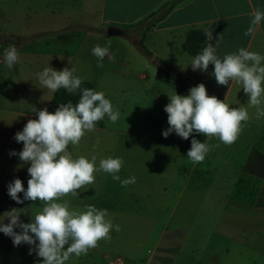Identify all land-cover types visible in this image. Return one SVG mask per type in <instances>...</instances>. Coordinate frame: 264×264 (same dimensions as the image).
<instances>
[{
    "label": "crops",
    "instance_id": "obj_1",
    "mask_svg": "<svg viewBox=\"0 0 264 264\" xmlns=\"http://www.w3.org/2000/svg\"><path fill=\"white\" fill-rule=\"evenodd\" d=\"M20 1L9 0V6L5 9L12 15L16 7L23 12L27 10L40 15L39 22L44 28L52 33L66 32L73 40L69 44L75 43L72 51H69L62 47L60 40L47 37L40 46L36 44L31 49L18 51L20 62L14 68L9 69L4 64L1 66L0 168L4 167L5 172L19 177L25 188L29 178L28 165L23 164L18 156L9 155L10 151L19 152L23 147V142L15 141L14 134L22 130L29 119L36 118L34 108H47L54 95L47 89L43 97L45 105H42L39 97L29 91L27 80L35 76V65H40V70L48 65L57 70L75 67V74L82 77L83 81H89L92 47L108 43L110 36L120 34L119 30H129L130 38H124L121 46L132 58L138 57L139 51L142 53L140 43L135 46L133 42L142 40L154 56L177 67L191 87L203 83L208 95L225 100L230 107H248L247 96L240 85L234 81L230 85L216 83L211 74L214 65L209 64L207 72L192 70L188 64L193 56L186 51L184 42L190 29L200 28L212 31L215 41L219 36L217 55L221 58L240 47L264 54V21L256 27L253 35H244L252 13L257 8L264 10V0H29L25 6H20ZM165 5V10L170 8L168 13L148 31H144L145 25L137 27L154 12L163 10ZM111 28L117 29V33L108 34ZM134 37L136 39L132 40ZM6 48L8 47L4 50ZM110 54L113 59L118 54L117 48L111 43ZM147 59L155 65L148 57ZM127 61L125 59L122 64L129 67ZM103 62L104 66L109 63L107 56ZM143 72L144 70L138 75L141 79L148 80V90L144 93L148 104H145L146 110L151 114L163 115L162 118L154 116L153 123L148 125L143 124L140 119L137 128V140L142 146H157L155 157L138 165L152 167V178L161 182L154 189L142 188L143 192L152 191L154 196L149 197L147 204L137 207L139 210H153L147 217L137 212L139 224L162 226H159L155 238L148 234L141 237L145 244L152 241L147 247L148 255L144 256L149 258L145 264H176L187 236L192 232L194 211L202 203L194 201V193L206 192L209 186V168L214 166L220 179L225 176V182L230 172H235L239 178L233 184L235 192L232 200L227 203L230 206L221 214L223 218L218 227L220 235L229 236L247 248L255 245L258 240L264 242V118L256 119L255 109L248 108L250 119L243 123L236 141L226 145L216 138L207 139V143L218 144L219 147L211 150L202 163L193 165L187 158L192 135L186 140L175 133L169 134L167 138L162 135V130L168 127L164 105L169 102L167 94H171L174 89L164 86L157 79L156 65L147 78L142 77ZM18 81L22 82L23 88ZM176 93L179 94L177 91ZM8 95L12 99H8ZM193 135L201 142L206 139L205 136L201 139L195 133ZM160 146L164 147L161 149ZM181 158L187 159V163L185 161L184 165H179L178 160ZM203 179L206 184L204 186ZM61 200H67L72 208H81L79 203L73 204L65 197ZM93 250L98 251V254L102 253L100 246Z\"/></svg>",
    "mask_w": 264,
    "mask_h": 264
},
{
    "label": "clouds",
    "instance_id": "obj_2",
    "mask_svg": "<svg viewBox=\"0 0 264 264\" xmlns=\"http://www.w3.org/2000/svg\"><path fill=\"white\" fill-rule=\"evenodd\" d=\"M262 21L264 10L257 8L244 35H253ZM205 36L206 46L188 65L193 71L203 72H207L209 64L214 65L211 74L216 83L236 82L247 96L248 107H230L225 100L208 95L203 83L190 87L186 95L177 94L175 90L167 94L169 102L164 105V111L168 127L162 130V135L167 138L175 133L185 140L192 135L187 158L193 165L202 163L211 150L219 147L207 143V139L216 138L226 145L236 141L243 123L250 119L248 108L255 109L256 119L264 118V54L240 47L221 58L217 55L219 36L214 44L210 43L212 31H206ZM91 53L97 58L98 67H103L106 56L109 61L113 59L110 44H96ZM19 62L18 48L11 44L4 50L0 63L12 69ZM76 71L75 67L57 70L48 65L34 74L41 88L52 93L61 88L73 95L79 92V99L75 104L71 101L61 103L53 112L46 107L34 108L36 118L29 119L22 130L14 134L17 143L23 142L22 149L9 153L28 165L29 178L26 188L19 177L14 178L7 184V194L17 204L39 200L42 206L29 215L28 222L20 218L25 213L21 211L23 208L4 211L0 214V232L10 237L14 246L29 245V254L34 252L42 258L39 264H66L70 257L87 255L98 241L110 239L111 231L121 230L119 224L113 223L107 209L93 204L85 205L83 210L72 208L67 200H61L62 197L77 196V190L92 185L96 172L111 175L123 188L135 184L137 179L134 175L121 179V157L101 158L97 166L95 154L74 156L69 150V146L78 145L87 132L95 131L96 122L107 117L109 122L115 123L120 118V110L103 91L81 87L83 78L76 75ZM194 133L206 139L201 142ZM18 193H22V197Z\"/></svg>",
    "mask_w": 264,
    "mask_h": 264
},
{
    "label": "rangeland",
    "instance_id": "obj_3",
    "mask_svg": "<svg viewBox=\"0 0 264 264\" xmlns=\"http://www.w3.org/2000/svg\"><path fill=\"white\" fill-rule=\"evenodd\" d=\"M28 1L21 0L20 6H25ZM8 3L9 0H0V59L3 57L4 48L11 46V44L16 45L18 51L24 48L27 50L36 44L40 46L47 37L60 40L64 49L72 51L75 43L69 44L73 40L68 37L66 32H49L39 22L40 15L30 13L27 10L23 12L18 7L12 15L5 9L8 8ZM5 34H13L20 41L2 44L1 40ZM124 38L126 37L120 34L112 35L109 37L108 43H105L113 44L118 50L113 61H109L108 64L105 63V66L103 62V67H98L97 58L91 55L89 66L91 78L89 81L95 82L97 91H103L114 107L120 110V118L115 123H111L105 117L103 127H95V131L87 132L80 143L75 146L70 145L69 150L74 156L90 157L95 154L97 166L101 158L121 157L123 160L119 172L121 179L134 175L137 178L136 183L123 188L119 181H114L111 175L101 171L94 173L95 181L92 185L77 190L79 193L77 196L71 194L65 196V199L71 200L73 204L79 203L81 210L87 204H93L97 208L106 207L103 209L108 210L113 223L119 224L121 229L119 232L111 231L110 240L105 242L102 240L97 243V246L102 248L101 254L90 249L87 255H82L79 258L70 257L66 264H105L116 255H121L125 264H145L149 258L144 256L148 255L147 247L152 241L150 240L148 244H145L141 237L148 234L155 238L159 231L160 225L139 224L136 217L137 212L143 213V217H147L153 212L152 209L139 210L137 208L147 204L146 201L150 200L149 197L154 196L152 191L143 192L142 188L143 190L154 189L161 183L152 178V167L138 165V163L144 164L148 158L155 157L157 152V146H142L141 142L137 140V128L140 119H142L143 124L148 125L153 123L154 116L160 118L163 116L159 113L157 115L147 112L145 105L147 100L144 93L148 90V80L141 79L138 75L144 70L142 77L147 78L155 65L140 51L138 57L129 56L121 46ZM135 39L136 37L132 40ZM152 51L154 52V50ZM125 59H128L126 63L129 64V67L122 64ZM2 65L3 63L0 65V76L2 75ZM35 66L36 72L40 71V65ZM7 72L8 70L5 71V73ZM12 72L15 73V70ZM18 82L23 88L22 82ZM160 82L164 86L167 85L161 80ZM27 83L29 91L34 92L39 97L40 103L45 105V98L43 97L47 89L41 88L35 76L31 80H27ZM1 92L0 89V95ZM24 93L26 94L25 90ZM7 98L12 99V96L8 95ZM196 136L201 139L204 137L202 134H196ZM98 138L99 143L97 142ZM144 147L147 148L144 149ZM160 147L162 149L164 146ZM177 149L180 148L177 147ZM183 156L185 155L183 154ZM185 161L187 163V159L181 158L178 160V164L184 165ZM3 168H0V214L13 207L23 208L21 211L27 214L22 213L20 218L24 222H28L29 215L39 211L42 204L39 200L35 202L28 200L22 204H17L12 200L7 194V184L16 177L5 172ZM227 177L228 180L225 182V176L220 179L216 174L215 166L209 168V186L206 188V192L204 190L202 193H194V201H202V203L194 211L195 221L192 232L190 236H187L185 246L182 248L176 264H264V242L262 240H258L255 245L247 248L229 236L220 235L218 227L219 221L223 218L221 214L230 206L227 203L233 198L235 192L233 184L238 178L235 172L228 173ZM18 195L22 197L23 194L18 193ZM5 223H7V219H5ZM14 230L18 231V229ZM29 247L27 244L14 246L11 238L0 232V264H39L42 258L37 257L34 252L29 254ZM154 258L157 257L154 256Z\"/></svg>",
    "mask_w": 264,
    "mask_h": 264
},
{
    "label": "trees",
    "instance_id": "obj_4",
    "mask_svg": "<svg viewBox=\"0 0 264 264\" xmlns=\"http://www.w3.org/2000/svg\"><path fill=\"white\" fill-rule=\"evenodd\" d=\"M167 5H165L160 11L154 12L151 14L148 18L144 19L142 22L138 24L137 27L145 25L144 31H148L152 26L155 25V23L162 19L167 13L170 8L165 10ZM207 30L200 29V28H192L190 29L185 38L184 46L186 51L191 55L195 56L198 54L204 46H206L207 38L205 36V32ZM119 33L126 38H130L129 36V30H119ZM210 43H215V40L213 38ZM139 49L141 52L148 57L150 60H152L157 68L156 77L158 80H161L165 82L167 85H169L172 89L177 91L181 95H186L189 88L191 87L182 72L175 67L174 65L166 62L163 59H160L144 45L142 40L140 41ZM82 88H92L94 90H97V85L93 81H83L81 84ZM79 99V92H77L75 95L68 93L63 88L57 90L52 99L50 100L47 109L49 112L55 111V109L59 106L61 103H67L71 101L73 104H75ZM104 126V120L96 122V127H103Z\"/></svg>",
    "mask_w": 264,
    "mask_h": 264
},
{
    "label": "water",
    "instance_id": "obj_5",
    "mask_svg": "<svg viewBox=\"0 0 264 264\" xmlns=\"http://www.w3.org/2000/svg\"><path fill=\"white\" fill-rule=\"evenodd\" d=\"M114 33H117V29L115 28H111L108 30V34H114ZM20 40L17 36L13 35V34H5L1 40V43L2 44H5V43H8V42H13V43H18ZM139 40H136L133 42V44L135 46H138L139 45Z\"/></svg>",
    "mask_w": 264,
    "mask_h": 264
},
{
    "label": "built area",
    "instance_id": "obj_6",
    "mask_svg": "<svg viewBox=\"0 0 264 264\" xmlns=\"http://www.w3.org/2000/svg\"><path fill=\"white\" fill-rule=\"evenodd\" d=\"M106 264H124V258L121 255H116L112 259L108 260Z\"/></svg>",
    "mask_w": 264,
    "mask_h": 264
}]
</instances>
